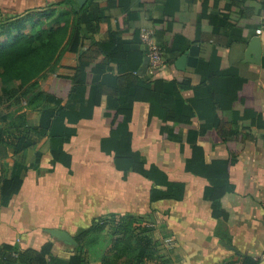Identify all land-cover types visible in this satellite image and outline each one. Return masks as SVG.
<instances>
[{
    "label": "crops",
    "instance_id": "0c3cea01",
    "mask_svg": "<svg viewBox=\"0 0 264 264\" xmlns=\"http://www.w3.org/2000/svg\"><path fill=\"white\" fill-rule=\"evenodd\" d=\"M46 1L51 0H0V10L8 16L27 10L43 11L39 8L45 7ZM124 6L115 3L105 12L107 23L95 39L101 45L85 40L77 54L65 52L55 74L45 81L44 92H48L56 76L72 77L80 55L92 64L90 67L109 68L97 82L87 84L85 93L77 90L61 102V119L66 129L72 131L63 148L71 156L69 166L58 164L51 173L41 176L34 172L35 180L24 182L7 207L0 205V244H15L16 236L25 232L19 239L23 247L37 249L50 242L55 251H64L50 231L80 232L92 218L107 214L128 215L134 220L146 216L167 264H239L244 257L264 264V25L261 24L264 13L246 45L234 44L226 49L211 40L209 34H199L180 12L173 29L174 43L184 51L174 61L167 60L153 76L138 32L142 28L152 29V21L163 12L173 15L178 9L185 10L186 2L130 0L129 9ZM258 29H261L259 35ZM109 33L118 34V44H110ZM253 38L258 42L251 46ZM204 44L216 45L210 67L242 82L238 95L231 102L225 101L230 107L224 114L217 110L208 82L200 85L201 78L196 72ZM183 56L186 61L181 68L176 63ZM176 76L189 78L190 86L199 88L175 87ZM152 77L165 80L163 106L152 111L147 102L134 101L130 122L112 127L107 116L109 102L116 100L122 106L126 100L124 94L133 93L128 87L131 80L145 81ZM178 114L189 117L190 123L188 120L185 124L190 125L174 129L164 122L167 115ZM35 115L36 124L28 123L30 126L38 124L39 114ZM246 116L255 119L261 128L252 127L247 134L252 138L237 140L239 155L228 171V183L233 191L221 199L227 219L216 220L211 217L210 203L204 198L209 183L202 174L203 168L229 159L230 150L221 137H240L243 122L233 127L231 121ZM217 118L223 121L219 125L215 123ZM190 131L197 135V145L204 153L203 163L197 166L198 175L189 168L193 154L188 142ZM34 148L45 155L44 162H49L47 138ZM132 162L157 168L168 182L183 184V198L151 202L150 190L165 191L166 184H152L130 172L125 175L116 167ZM11 175L12 170L5 178Z\"/></svg>",
    "mask_w": 264,
    "mask_h": 264
},
{
    "label": "trees",
    "instance_id": "16d2710c",
    "mask_svg": "<svg viewBox=\"0 0 264 264\" xmlns=\"http://www.w3.org/2000/svg\"><path fill=\"white\" fill-rule=\"evenodd\" d=\"M185 2L187 5L185 10L178 9L173 15L163 12L150 26L154 30L156 43L164 54V63L167 60L174 61L184 51V48L174 43L176 32L173 29L180 12L183 13V19L196 28L199 34L203 32L209 34L211 40L226 49L234 44L246 45L250 33L258 28L260 16L264 13V0H185ZM115 3L118 5L123 3L126 10L130 6V0H86L81 8L77 0H51L46 1L45 7L39 8L43 11L29 13L27 10L22 14L8 16L9 14L0 10V15L9 19L0 27V106L10 102L13 104L23 102L27 110L39 114L36 126H30L26 115L19 111L3 117V125L0 126V147H11L13 154L19 156L34 148L44 138L49 142V162H43V154L36 152L29 163L22 166L19 164L17 169H13L10 178H0L1 207H7L12 197L20 191L28 171L41 176L51 173L53 167L58 164L69 166L71 156L65 153L63 148L72 136V131L66 129L63 124L60 104L63 100L71 98L77 90L85 93L87 84L97 82L99 76L106 74L109 68L101 65L90 67L92 64L86 62L80 55L72 77L56 76L48 92L42 89L43 83L55 74L56 66L65 52L77 54L85 40H92L101 45V42L95 39L107 23L105 12ZM109 38L111 45L118 44L117 33H109ZM215 46L206 44L202 46V60L196 72L201 78L200 85L208 82L207 88L212 89L217 110L224 114L229 110L230 106L227 104L231 102L229 100L238 95L242 82L229 76L227 72L210 67V58L216 51ZM112 49L114 50V46ZM144 54L146 57L145 51ZM157 71L159 70L153 71V76ZM152 78L145 81L137 78L131 80L128 87L133 93L124 94L126 100L122 106H118L116 100L109 102L107 116L112 127L130 122L131 106L134 101L147 102L152 111L163 106L165 80ZM173 84L181 90L199 88L191 87V80L184 76H176ZM168 116L164 118V122L171 124L174 129L180 125H190L185 124L188 120L190 123L189 117H181L179 114ZM247 118L248 116L231 121L233 127L237 126V122H243L240 137L236 138L234 135L221 137L230 150L229 159L213 162L203 168L202 174L209 183L205 188L204 198L210 203L211 217L216 220L227 219V214L221 207V199L233 191V187L228 183V171L236 162V155H239L240 143H237V140L240 141L244 137L252 138L247 135L251 128H261L255 119ZM221 121L217 118L216 125L223 122ZM196 140L197 135L190 131L188 142L192 145L193 154L189 168L198 175L197 166L203 163L204 153ZM116 165L125 175L130 172L149 180L152 184H166L165 191L153 188L150 190L151 202L180 201L183 198L184 185L168 182L157 168H146L139 162H132L125 167ZM109 226L112 227L114 234L109 250L112 258L104 264L118 262L167 264L166 255L162 253L160 246L152 241L148 235L149 230L147 228L140 230L136 227L134 219L128 215L107 214L95 217L89 227L80 231L73 239L77 244H82L87 236L101 233ZM125 257L127 259L122 260ZM0 264H86V261L77 251H55L50 242L42 244L37 249L24 250L16 244L3 243L0 244ZM239 264L258 263L252 258L244 257Z\"/></svg>",
    "mask_w": 264,
    "mask_h": 264
},
{
    "label": "rangeland",
    "instance_id": "374dc122",
    "mask_svg": "<svg viewBox=\"0 0 264 264\" xmlns=\"http://www.w3.org/2000/svg\"><path fill=\"white\" fill-rule=\"evenodd\" d=\"M7 21H9V19L3 18L0 15V27L3 26ZM42 84V83H41ZM44 86H46V83H43V87L42 89L44 90ZM15 111H19L20 113H23L24 115H26L27 119H28V123L30 125H34L36 124V115L35 112H32L30 110H27L25 108V103H15L13 104V102H10L8 104H4L0 106V126L3 125L2 119L3 117L7 116L9 113L15 112ZM36 148H32L30 150V152H26L25 154H21L19 156H15L13 154V148L11 147H0V178L6 177L8 175V173L13 169H17V167H19V164L22 165H26L27 163H29V161H31V158L33 157V154L37 152V150H35ZM43 159L42 161L44 162V158L45 155H43ZM42 170H44V168H41ZM41 172V170H40ZM65 171H62V173ZM35 173L34 172H27V176L25 178V182H27L28 184L32 181L35 180ZM43 181L40 182V184H42ZM95 218V217H94ZM93 219V218H92ZM91 219V220H92ZM146 216L145 217H137L134 221L136 223V227H139V229H148L149 233L148 235L151 237L152 241H154L153 238V232H152V228L149 227L148 221H146ZM47 222V221H46ZM88 224V227L90 225ZM71 227H75V226H71ZM112 227H106L104 229L103 232L101 233H97V234H91L89 236H87L82 244H77L73 246L70 243H67L65 241H59L58 244L61 245L64 249V251L67 252H71V251H77L80 252L84 258V260L86 261V264H104L107 261L111 260L112 258V254L111 252H109L110 247H111V243L112 240H114V234H112ZM68 236H70L72 239L73 237H75L79 232L77 231H71V232H65ZM30 233H27L26 237L29 236ZM25 236V232L23 233H19L16 238L15 244L19 245V247L24 250V249H28L26 247L22 246V241L19 242V239L23 238ZM74 240V239H73ZM170 245V244H168ZM164 247V246H163ZM166 248V247H164ZM167 249V248H166ZM127 258H123L122 260H126ZM121 260V261H122ZM116 264H121V262H118Z\"/></svg>",
    "mask_w": 264,
    "mask_h": 264
},
{
    "label": "built area",
    "instance_id": "2783aa9c",
    "mask_svg": "<svg viewBox=\"0 0 264 264\" xmlns=\"http://www.w3.org/2000/svg\"><path fill=\"white\" fill-rule=\"evenodd\" d=\"M261 24L264 25V17L262 18ZM260 33L261 29H258L256 34L259 35ZM138 38L146 53L148 68L151 71H156L161 68L164 64V54L156 43L154 31L149 28H142L139 30Z\"/></svg>",
    "mask_w": 264,
    "mask_h": 264
},
{
    "label": "water",
    "instance_id": "95a60500",
    "mask_svg": "<svg viewBox=\"0 0 264 264\" xmlns=\"http://www.w3.org/2000/svg\"><path fill=\"white\" fill-rule=\"evenodd\" d=\"M86 0H77V3L79 5V8H81L84 4H85ZM256 42H258V39L257 38H253L252 41H251V46L254 45ZM147 61V59H146ZM186 61V56H183L181 57L180 59H178L177 61V66L178 67H181L184 65ZM148 63V61H147ZM54 238L58 239L59 241H65L67 243H70L72 244L73 246L76 245L75 241L70 237L68 236L65 232H62V231H50L49 232Z\"/></svg>",
    "mask_w": 264,
    "mask_h": 264
}]
</instances>
